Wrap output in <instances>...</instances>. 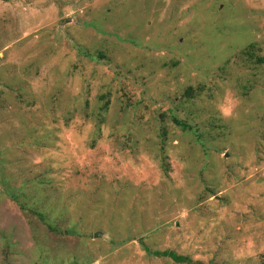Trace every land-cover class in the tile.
Returning <instances> with one entry per match:
<instances>
[{
  "label": "rangeland",
  "instance_id": "374dc122",
  "mask_svg": "<svg viewBox=\"0 0 264 264\" xmlns=\"http://www.w3.org/2000/svg\"><path fill=\"white\" fill-rule=\"evenodd\" d=\"M165 250L264 264V0H0V264Z\"/></svg>",
  "mask_w": 264,
  "mask_h": 264
},
{
  "label": "trees",
  "instance_id": "16d2710c",
  "mask_svg": "<svg viewBox=\"0 0 264 264\" xmlns=\"http://www.w3.org/2000/svg\"><path fill=\"white\" fill-rule=\"evenodd\" d=\"M193 91H194V88L193 87H190L186 91V94L189 95ZM173 119H174L175 124L178 125L179 127H181L183 130H188V129L191 130V127L188 126L185 122H183L181 120H178L175 117ZM155 255L158 256V257H167V258H170L175 263H179V264H189V263H191V259L188 256L177 254L174 251H169V250L156 251L155 252Z\"/></svg>",
  "mask_w": 264,
  "mask_h": 264
},
{
  "label": "clouds",
  "instance_id": "9594fccd",
  "mask_svg": "<svg viewBox=\"0 0 264 264\" xmlns=\"http://www.w3.org/2000/svg\"><path fill=\"white\" fill-rule=\"evenodd\" d=\"M224 114L225 115H229L230 114V109L229 108H225L224 109Z\"/></svg>",
  "mask_w": 264,
  "mask_h": 264
}]
</instances>
